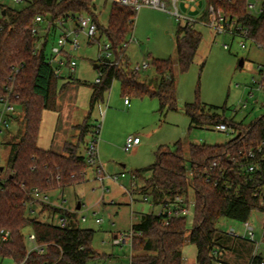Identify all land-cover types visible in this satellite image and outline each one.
<instances>
[{"label":"trees","instance_id":"trees-1","mask_svg":"<svg viewBox=\"0 0 264 264\" xmlns=\"http://www.w3.org/2000/svg\"><path fill=\"white\" fill-rule=\"evenodd\" d=\"M205 9L200 20H209L208 8L213 6L235 18L248 33L251 40L264 49V1L262 12L251 15L250 0H203ZM90 13L98 23L102 38L111 44L114 60L96 62L101 82L91 84L90 108L104 101L105 94L118 81L126 98L135 96L157 97L160 110L177 111V87L174 79V61L154 59L153 66L159 77L156 91L139 81V71L132 69L126 55L128 39L134 31L137 11L112 5L109 23H99V14L92 0H28L21 10L9 9L0 22V97L10 94V102L23 110L24 132L7 145L10 153L7 175L0 178V231L11 232L7 243H0V256L11 258L16 264H88L106 258L93 249L95 231L83 229L77 212L70 213L39 201L36 191L46 195L55 189L74 186L85 180L88 163L83 149L87 151L86 137L91 127L85 122L78 126L76 143L66 142L63 153L41 149L38 139L43 113L56 110V102L71 81L60 85L61 79L54 76L48 63V45L51 33L38 50L41 36H33L31 28L38 16L49 20V27L63 18L80 13ZM195 23L180 25L177 32V62L181 73H186L194 63L202 34ZM50 34V35H49ZM80 84H87L78 82ZM264 84V83H263ZM89 85V84H88ZM190 118V129L216 127L221 124L233 128V138L221 146L191 144L189 159L178 150L160 147L156 151V162L147 168L133 172L138 184V194L148 198L156 206L182 197L194 205L192 226L188 229L187 217H161L141 214L138 224L132 226L135 235L132 241L130 264H183L186 233L197 248V264H216L225 261L231 252L237 259H251L259 264L263 258L254 256L253 242L236 238L222 230V219L238 223L250 221L253 212L264 214V205L255 193L264 187V115L246 125L227 120L224 115L211 111L203 104L184 106ZM258 168L248 174L244 168L248 153L257 151ZM187 163H189L187 165ZM190 172L193 177H190ZM193 191V199L190 192ZM40 204L42 213L65 215L69 218L66 227L30 218L35 204ZM32 206V207H31ZM34 234L39 250H32L26 243L24 231ZM219 256H215V252Z\"/></svg>","mask_w":264,"mask_h":264},{"label":"rangeland","instance_id":"rangeland-1","mask_svg":"<svg viewBox=\"0 0 264 264\" xmlns=\"http://www.w3.org/2000/svg\"><path fill=\"white\" fill-rule=\"evenodd\" d=\"M28 0L23 4H13L7 1L14 10H21L27 6ZM167 11L143 7L137 11L134 31L128 39L126 50L127 58L132 69L142 66L144 62L149 64L147 70L139 71V81L147 84L152 91L158 88L159 77L153 66L154 59H172L174 61V79L177 87V111L160 110V101L157 97L146 96L138 98L130 96V105L125 104L121 85L116 81L112 88L105 94L104 101L90 108L91 84L96 83L98 69H95L99 57L98 45H89L87 38L80 37L81 48L74 53L78 61L76 72L69 76L75 81L70 90V95L61 100L62 109L59 112L45 111L40 133V146L48 148L51 144L52 132L57 117L61 114L63 122H60V136L67 132L68 142L76 143L79 138L78 125L85 122L92 128L100 126L98 136V154L102 168H104L105 181L102 185L96 174L95 166H88L85 180L77 185L64 189H55L48 193L49 206H63L68 211L76 209L81 204L79 212L80 220L87 218V222H80L83 229L95 231L93 249L106 258L100 261H91L88 264H130L132 250L129 245L123 247L113 244V237L118 233H130L132 226L141 220V214L148 213L152 209L143 203L141 196L134 194L130 188V179L136 170L147 168L156 162V151L160 147H168L172 151L178 150L181 145L184 157L189 159V146L208 145L221 146L228 143L234 135L225 134L215 130L214 127L190 129V118L184 112L186 104H203L211 111L220 113L227 120L242 122L246 125L264 115V91L258 89L262 77L259 71L264 68V49L260 48L252 40H244L229 34H217L216 31L199 20L194 14H188L185 3L177 7L180 13L188 14L197 21L195 28L203 37L202 43L196 55L193 65L186 73H181L177 62V32L180 25L172 14L175 9L172 0H163ZM264 0H250L256 6L254 15H259ZM195 3L190 6L193 8ZM99 14V23L106 27L112 9V3L107 0L96 2ZM204 7V3H203ZM201 11V9H198ZM209 21V20H208ZM205 21V23H208ZM54 36L49 39L48 56L51 53ZM241 42L246 48H241ZM101 43H106L102 38ZM224 45L230 46L226 50ZM243 60V66L241 61ZM71 79L62 80L69 82ZM78 82H84L74 87ZM76 83V84H75ZM80 84V83H79ZM89 84V85H88ZM21 115V134L24 132L23 110H17ZM109 113V121L106 116ZM72 122L76 128L67 130L68 122ZM2 130L4 126L0 127ZM129 136H139L143 142V148L137 153L124 150L125 142ZM92 135L86 137L90 141ZM4 133L0 134V167L7 168L8 149L3 145ZM87 147V145H86ZM83 155L86 152L83 149ZM189 163H187L188 165ZM125 166V168H124ZM126 175L114 182L110 177ZM7 175V169L0 171V178ZM134 201H131V196ZM193 191L190 197L193 199ZM34 214L29 213L30 218L57 224L49 212L40 213V205L33 206ZM194 205L191 203L190 210ZM97 219L102 223H97ZM255 236L254 254L261 255L264 261V214L253 212L250 218ZM192 226V215L188 217V229ZM219 227L230 233L231 229L240 235H247L242 223L229 219H222ZM26 243L29 248L32 244L28 241L30 230L24 231ZM190 231L186 233L187 241L184 248L183 264H197V248L189 241ZM227 264H253L251 259H237L231 252L226 253ZM0 264H16L11 258H2Z\"/></svg>","mask_w":264,"mask_h":264},{"label":"built area","instance_id":"built-area-1","mask_svg":"<svg viewBox=\"0 0 264 264\" xmlns=\"http://www.w3.org/2000/svg\"><path fill=\"white\" fill-rule=\"evenodd\" d=\"M8 0H0V22L6 18L7 11L9 9H12L9 5H7ZM13 4H23L25 0H9ZM68 0H58V2L65 3ZM98 0H92V3L95 5L96 10V2ZM112 3V5H119L125 8H132L138 11L139 9L143 7H149L154 8L162 11H167L166 4L163 0H107ZM186 3L196 2V0H185ZM28 4V1H26ZM173 6H174V13H172L178 22H184V23H195L192 19H188L184 17L178 7L177 3L178 0H172ZM256 9V6L249 2L248 4V11L249 14L254 15L253 12ZM4 12H6L4 14ZM262 12V5H261V11ZM209 13V21L208 23H205V25L210 26L213 28L217 34H229L233 37H240L244 40H251L248 36L247 31L239 25L237 20L235 18L230 17L229 15H226L222 10H216L213 6H210L208 8ZM259 13V14H260ZM98 14V13H97ZM49 27V20L44 19L41 16H38L35 19V23L33 27L31 28V34L33 36L40 35L41 40L39 43H37L36 50L40 48L43 41L45 40V36L47 33H51L49 39L54 36V42L52 43L51 53L49 55L48 63L51 66V69L53 71V74L56 78L65 80L70 78L69 76L73 75L76 72V68L78 66V61L75 59L74 53L77 52L81 48V40L80 37L84 36L87 38L89 45H98L99 47V57L98 61L102 63H108L112 62L114 60V55L111 49V44L106 41V43H101V33L99 30L98 23L94 19L93 15L87 12L77 14L75 18L68 17L63 18L56 22L55 24L50 25ZM2 29V26H0ZM253 41V40H252ZM258 45V44H257ZM259 46V45H258ZM260 47V46H259ZM224 48L226 50H230V46L224 45ZM241 48L245 49L246 44L244 42H241ZM261 48V47H260ZM149 68V64L146 62L143 63L142 66H137L135 68L136 71L141 70H147ZM259 71L261 74V81L258 84V89L260 91H264V68L261 69L259 67ZM102 78V73L98 72V78L96 80V83H100ZM125 104L129 105L130 100L129 98H126ZM0 127L4 126V129L2 130L0 128V134L2 131L8 130L10 128L9 123V116L14 115L16 113V107L10 102V94L4 97H0ZM101 127H94L91 129V139L87 144V151H86V161L88 165L95 166L96 168V174L98 176V179L102 185L103 191L104 189V180H105V173L104 170L100 164L99 161V154H98V136L100 134ZM215 130L221 133L225 134H232L235 135V132L233 128L229 127L228 125L221 124L215 127ZM141 144V138L138 136H129L126 139L124 150L126 152L134 151L138 146ZM262 152V147L258 148L257 151H250L248 153V162L245 164V169L247 170L248 174L255 173L256 169L258 168V153ZM190 177H193V173L190 172ZM126 177L125 174H122L120 176L116 175L113 177H110L111 180L114 182H118L120 178ZM140 185L138 184L136 178L134 175L131 177V189L134 193L138 194ZM36 197L39 199L40 202L45 203L49 205V198L47 195H44L38 191L35 193ZM255 196L260 198L261 205H264V187L255 193ZM132 197V195H131ZM143 203H147L150 208L152 209L149 213V215H157L161 217H189L190 215L193 216V211L190 210V205H188L184 198L182 197H176L173 201H168L161 205H155L152 201H150L148 198H141ZM133 201V200H132ZM32 207V206H31ZM60 209V208H59ZM62 210V209H61ZM64 211V210H63ZM74 213V212H70ZM31 214H34V210H31ZM80 222H87L86 217H82L81 220H78ZM69 218L65 215H62L57 220V226L64 228L68 225ZM97 223H102V220L97 219ZM244 228L246 229L247 235H240L237 231L231 229L230 234L233 237L236 238H242L247 239L255 244V236L253 233L254 227L250 223V221L242 223ZM134 231L131 230L130 233H118L114 235L113 237V244L116 246L123 247L124 245L132 246V241L134 238ZM11 238V232L6 229H2L0 231V243H7ZM28 241L32 244L31 249L32 250H39L40 245L36 242V237L34 234H29ZM215 256L218 257L219 254L216 251ZM258 254H254L256 256ZM216 264H224L221 261L217 262ZM259 264H264V261L262 260Z\"/></svg>","mask_w":264,"mask_h":264},{"label":"crops","instance_id":"crops-1","mask_svg":"<svg viewBox=\"0 0 264 264\" xmlns=\"http://www.w3.org/2000/svg\"><path fill=\"white\" fill-rule=\"evenodd\" d=\"M180 1H182V2H180V4H182V3H185V5H186V7L189 9L188 10V14H194V15H197V17H199V20H200V18H201V16H202V12H203V10L205 9V3L203 2V0H196V2H191V3H186V1L185 0H180ZM192 3H195V5H194V7L193 8H191V4ZM203 3H204V7H203ZM198 9H201V11H199ZM184 17H186V18H188V19H192L193 21H195V19H194V17H190V15H188V14H183V13H181ZM197 23V21H195V24ZM65 83H67V82H60V85H63V84H65ZM73 83H71V84H69L68 86H67V88L61 93V94H59V96H58V98H57V102H56V110H53L52 112H59V111H61V109H62V106H63V103H62V101L61 100H65V98L67 97V96H69L70 95V90H71V88H72V85ZM76 84V83H75ZM80 86V85H83V84H76V85H74V87H76V86ZM91 92H92V90H91ZM90 100H91V98H90ZM130 105V104H129ZM0 109H1V107H0ZM20 108H16V113L14 114V115H11V116H9L8 118H9V123H10V128L8 129V130H5V131H2V133H4V139H3V145L8 149V152L10 153V146H8L7 145V143L8 142H11V141H13L14 139H15V137L19 134V132L21 131V128H20V126H21V115L19 114V113H17V110H19ZM47 112V111H46ZM109 119H110V117H109V113L107 114V116H106V122H108L109 121ZM63 122V118H62V115L60 114L58 117H57V121H56V124H55V127H54V129H53V132H52V139H51V144H50V146L48 147V148H44V147H42V146H40V135H39V139H38V146L41 148V149H44V150H50V151H53V152H56V153H63V151H64V146H65V144H66V142H68V134H67V132L66 131H64L65 133H63L61 136H60V132H59V129H60V122ZM42 122H43V118H42ZM43 124V123H42ZM42 126V125H41ZM78 126H80V125H78ZM66 128H67V130H68V132H69V130H72V128L74 129V128H76V130H77V126H75L72 122H68L67 123V126H66ZM42 129V128H41ZM41 129H40V133H41ZM139 137V136H138ZM141 138V137H140ZM143 148V142H142V139H141V144L138 146V148H136L135 150H134V152L136 153H138L141 149ZM9 153H8V157H9ZM8 161V160H7ZM103 167V166H102ZM4 168V167H3ZM124 168H125V166H124ZM104 169V168H103ZM5 170V169H4ZM106 173V172H105ZM124 178H126V177H124ZM105 181V180H104ZM129 184H130V188H131V179H130V182H129ZM139 185H141V184H139ZM105 186V185H104ZM134 194H137V193H134ZM46 195H48V194H46ZM132 194H130V196H131ZM139 195V194H138ZM50 200V199H49ZM134 201V196H132L131 197V201ZM132 201V202H133ZM36 205V204H35ZM37 205H40L39 203L37 204ZM147 206H149V205H147ZM53 207L54 208H60V209H62V210H64V211H68L67 209H65L63 206H59V205H53ZM150 207V206H149ZM40 208H41V206H40ZM81 208H82V205H81ZM33 210H34V208H32ZM81 210V209H80ZM79 210V211H80ZM34 212H35V210H34ZM68 212H77V218H78V220L80 219V215H79V212L77 211V207H76V209H73V210H70V211H68ZM150 212V211H149ZM148 212V213H149ZM40 213L42 214V208L40 209ZM143 214H146V213H143ZM50 215V217H52V219L53 220H55V219H57L58 220V218L59 217H61V215H55V216H53V215H51V214H49Z\"/></svg>","mask_w":264,"mask_h":264},{"label":"water","instance_id":"water-1","mask_svg":"<svg viewBox=\"0 0 264 264\" xmlns=\"http://www.w3.org/2000/svg\"><path fill=\"white\" fill-rule=\"evenodd\" d=\"M6 12H4V14H5ZM243 60L241 61V66H243ZM95 69H98V65H95V67H94ZM0 171L1 172H3L4 171V168L3 167H0ZM81 209V204H79L78 206H77V211H79Z\"/></svg>","mask_w":264,"mask_h":264}]
</instances>
